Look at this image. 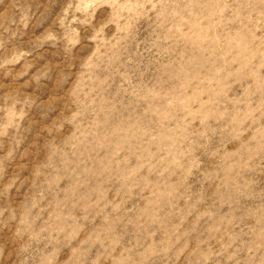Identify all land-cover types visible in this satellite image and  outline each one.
Here are the masks:
<instances>
[{
    "label": "rangeland",
    "instance_id": "rangeland-1",
    "mask_svg": "<svg viewBox=\"0 0 264 264\" xmlns=\"http://www.w3.org/2000/svg\"><path fill=\"white\" fill-rule=\"evenodd\" d=\"M0 264H264V0H0Z\"/></svg>",
    "mask_w": 264,
    "mask_h": 264
}]
</instances>
